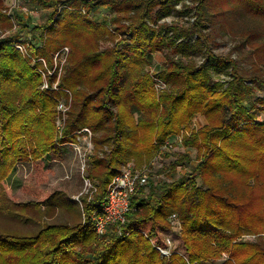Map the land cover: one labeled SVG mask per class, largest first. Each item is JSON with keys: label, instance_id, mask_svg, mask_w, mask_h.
Returning <instances> with one entry per match:
<instances>
[{"label": "trees", "instance_id": "trees-1", "mask_svg": "<svg viewBox=\"0 0 264 264\" xmlns=\"http://www.w3.org/2000/svg\"><path fill=\"white\" fill-rule=\"evenodd\" d=\"M33 1L48 15L32 27L24 54L12 41L31 33L30 19L17 11L19 31L1 37L14 24L0 0V215L15 225L0 226V264H264V0ZM226 34L238 39L234 51L216 54L217 36ZM62 48L69 52L58 86L46 75L42 89L39 60L51 67ZM61 101L68 110L58 126ZM83 129L93 145L83 178L96 188L92 202L80 200L87 219L121 167L150 172L126 222L101 237L89 221L48 223L55 208L68 213L56 193L23 183L37 202L22 204L5 185L21 163L44 182L45 157ZM176 144L182 151L156 181L153 158H170ZM167 239L163 257L157 248Z\"/></svg>", "mask_w": 264, "mask_h": 264}, {"label": "rangeland", "instance_id": "rangeland-1", "mask_svg": "<svg viewBox=\"0 0 264 264\" xmlns=\"http://www.w3.org/2000/svg\"><path fill=\"white\" fill-rule=\"evenodd\" d=\"M2 1L4 3L3 5H5V8H7V9H9L11 7V5L16 3L17 9H16V11L13 10L14 14H15V21L17 18L16 17L17 11H21V12H23V11L24 12L34 11L35 12L33 14L31 13L30 15H28V17L30 19L31 27L28 28L27 31L29 30V32H31V33H27L25 35L24 33H26V31H24L23 35H25L24 38L26 40L24 38L23 39L19 38V39H15L12 41L13 45L22 44L23 47L25 48V50H27L28 46L30 44H32V42H33V41H31V38L34 37V34H32V27L36 26V25L42 26L43 22L46 20L48 12H46L45 10L40 9L38 6H36V3L33 0H2ZM59 5H61V2ZM187 5L189 7L194 6V2L188 1ZM101 11H102L101 15L98 16L99 21H101L102 17L105 18L106 14H107L105 9L101 8ZM191 19L192 18L190 16L186 17V18H184V22H187L189 20L192 21L193 19L192 20ZM165 21L169 23L171 21L177 22L179 20L176 17H168L165 19ZM248 25L251 26V23H249ZM15 26H17V25H15ZM13 28H14V26H13ZM16 31H19L18 27L14 28V30H12L11 33L6 32L5 35H1V37H5V38L8 36L13 37L15 35ZM36 36L39 37V34H37ZM38 37L37 38L35 37V38L38 39ZM237 40L238 39H236L235 37H232L228 34L222 35V36H220V35L217 36L216 42L219 44V46L215 47V53L220 54V55H227V54L233 52L234 51V45L237 43ZM105 45L109 46V44H105ZM27 52L29 54V51H27ZM235 55H236V51L234 52L233 56H235ZM62 59H64V57H62L61 55L58 59L52 58V66L51 67H49V66L47 67L48 64L46 65V60L39 61V63H42V67H40V70L38 69V72L39 71L42 73L46 72V75H48L47 72L52 73L54 71L55 74H53V75L57 74L58 76H60L62 73V68L64 66L63 64L61 65V63L63 62ZM155 60H156V62H155V65H156L157 62L158 63L161 62V57L157 56L155 58ZM195 61L200 63L201 58L196 57ZM48 77H51V76H48ZM216 79H218V78H216ZM221 79L227 80V78H223V77ZM58 81H56L55 84L52 85V87H51L52 89H55L58 86ZM43 85H47L48 89H49L50 83L47 82V78L43 79ZM43 85L41 86V88L45 89L43 87ZM258 95L262 96V93H258ZM61 103L63 104L64 101H61ZM57 111L59 113V108H57ZM59 114L64 121L66 119V115L63 112L59 113ZM258 117H259L258 118L259 120L264 121V112L260 113ZM195 123H196L197 127H199L202 124V119L198 118ZM194 128H195V126H194ZM86 141H87L86 137L81 136L79 138V140H77L76 143H74L73 145L58 147L56 150H54L49 155H47L44 159V165H45L44 170H46V173L44 174L45 180H44V182H42L40 184L37 181V178H36L35 173L33 171L32 165L30 163L19 164L15 168L13 173L5 181L6 189L8 191V195L10 196L11 200L14 202H17V203H22V204H25V203H28L31 201L37 202L36 198L30 197V196L24 194L21 191L20 187L23 183H31V184L39 185V187L44 189L46 196L56 193L55 194L56 196H54L56 198L55 201L56 202H58V201L59 202L60 201L66 202V206L68 208V213L64 209H60V208L56 209L55 208L54 217L50 220H47L48 223L77 222L80 219H81V223H82V214H81L80 206L78 204H76L75 201H76V197H78L84 190L83 176L85 175L84 170H85V166H86V156L89 154V153H87V155L84 158L83 148L86 144ZM180 151H182V147H180V144H176V145H174V147H172L171 152H168L171 155L170 158H166L165 152H163V151H162L163 153H158V155L155 158H153L152 164H151L152 165L151 175L153 176L154 179H156V181L159 179L165 180V176L164 177L163 176H156L157 171L162 166L165 167L171 161L174 160V157L172 154L179 153ZM83 167H84V170H83ZM138 169H140V168H138ZM187 170H188V168L184 169V171H186V172H187ZM152 176H151V178H152ZM87 193H89V192L88 191L84 192V195H82L81 199L86 197ZM89 194H91V193H89ZM7 223H9V224H7ZM7 225L13 226L14 224L11 223V221L9 220L8 217H5L4 215L1 217V215H0V226H7ZM20 227L21 226H19V228ZM173 231L176 234L179 233V231L177 229H174ZM246 240L254 241L255 239H254V237H248L247 236ZM174 245H176V241L174 242Z\"/></svg>", "mask_w": 264, "mask_h": 264}, {"label": "built area", "instance_id": "built-area-1", "mask_svg": "<svg viewBox=\"0 0 264 264\" xmlns=\"http://www.w3.org/2000/svg\"><path fill=\"white\" fill-rule=\"evenodd\" d=\"M64 7H65L64 5H59L58 12H60ZM16 9H17L16 3L11 5L9 9L7 8L4 9V13H6L7 17L12 21V23L14 24V28L17 27L15 26L16 21L14 14V11H16ZM31 13L33 14L35 12L34 11L24 12V14L26 15H30ZM16 49L26 54V50L22 44H17ZM68 52H69L68 48H62L60 51L54 54L53 58L58 59L61 55L62 57H64V59H62L63 62L61 63V65L62 64L64 65ZM39 61L42 60L40 59ZM47 74H48L47 76H53L55 72L54 71L52 73L47 72ZM45 76L46 73H43L44 78ZM56 76L58 81L60 76H58L57 74ZM157 84H158L157 87L161 85L159 81L157 82ZM47 85H43V87L45 89H48ZM160 88H163V86H161ZM57 108H59V113L63 112L64 114L68 110V106H66L65 103L63 104L59 103ZM63 122H64L63 119H61V121L59 119V121H57L58 126H61ZM82 133L83 136L86 137L87 139L86 144L83 148L84 150L83 156L85 158L87 153L91 152L93 145L91 140V132L88 129H83ZM176 141L180 142L181 138L178 137L175 140V142ZM168 147H171V145H169ZM148 178H149L148 167L144 166L140 169H136L132 164H127L121 167L117 175L112 179V181L108 185L105 198L101 202L99 209L97 211H94L88 219L86 218L85 215L82 214V223L85 224L86 221L92 223L94 227V231L98 237L104 235L109 225H123L126 222V216L131 209L132 197L136 196L137 194L145 193L148 191L149 188ZM83 181H84V190L78 197H76V202L80 206L81 210H82V204L80 200L82 195H84V192L88 191L89 193H91V194L87 193L86 195L88 198V202H92L93 201L92 195L96 191L95 186L90 180L83 178ZM170 221L173 229H177L179 231L180 223L177 221V217L175 215H171ZM171 248H172V243L170 242L169 239H167L166 248L158 247L157 250L161 253V256L169 257Z\"/></svg>", "mask_w": 264, "mask_h": 264}]
</instances>
